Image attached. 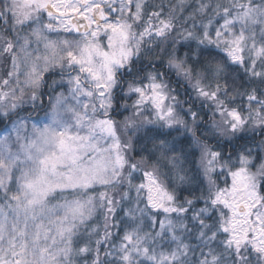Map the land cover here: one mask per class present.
Masks as SVG:
<instances>
[{
	"label": "snow or ice",
	"instance_id": "obj_1",
	"mask_svg": "<svg viewBox=\"0 0 264 264\" xmlns=\"http://www.w3.org/2000/svg\"><path fill=\"white\" fill-rule=\"evenodd\" d=\"M0 264H264V0H0Z\"/></svg>",
	"mask_w": 264,
	"mask_h": 264
}]
</instances>
